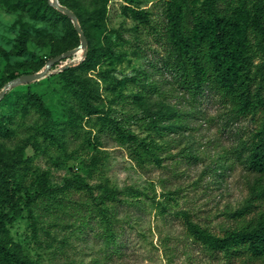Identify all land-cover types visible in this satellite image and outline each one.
Instances as JSON below:
<instances>
[{"label":"rangeland","instance_id":"rangeland-1","mask_svg":"<svg viewBox=\"0 0 264 264\" xmlns=\"http://www.w3.org/2000/svg\"><path fill=\"white\" fill-rule=\"evenodd\" d=\"M64 1L87 46L45 77L12 87L0 105V113H7L32 92L50 111V119L39 107L22 118L36 127L25 150L35 170L19 177L25 183L18 210L0 207L8 214L4 226L0 214V233L28 264H244L226 236L252 218L239 212L249 206L259 178L250 167L249 141L261 120L236 117L215 90L188 92L169 58L170 6L185 29L196 32L192 12L204 0ZM35 2L49 12L46 0ZM253 5L232 0L222 14L252 69L264 72ZM33 14L17 0H0V92L82 42L69 16L45 21ZM44 124L46 133L38 131ZM69 180L87 184L95 196L137 192L127 197L132 206L122 207L117 227L116 206H99ZM43 187L53 193L29 202ZM46 202L65 219L47 215ZM81 205L94 215L106 213L107 227L119 229L118 241L100 239L94 221L83 225ZM29 207L38 215L34 222Z\"/></svg>","mask_w":264,"mask_h":264},{"label":"trees","instance_id":"trees-1","mask_svg":"<svg viewBox=\"0 0 264 264\" xmlns=\"http://www.w3.org/2000/svg\"><path fill=\"white\" fill-rule=\"evenodd\" d=\"M60 2L65 4L64 0ZM231 2L232 0H204L201 7L192 12L191 22L196 27V32L185 29L181 14L171 5L167 31L169 58L180 71L182 86L188 92L202 95L206 91L215 90L230 103L231 112L236 117L261 120L249 141L250 167L258 173L259 178L252 189L254 194L249 206L239 212V215H251L252 218L247 225L233 229L226 238L232 242L235 253L243 259L246 258L244 264H254L256 261L257 264H264V72L252 69L249 56L244 54L232 25L222 14L223 8ZM17 3L20 8L34 12L35 17L45 21H52L60 15L69 20L64 13L49 5L48 0L46 3L49 12L41 11L35 0H17ZM253 10L252 28L258 36V45L264 49V0H254ZM25 49L23 44V50ZM6 95L0 105L6 101ZM37 107L40 108L38 113L50 119V111L41 98L32 92L24 99H19L11 111L0 113V207L18 210L21 205V187L25 180L21 181L19 177L33 170V163L26 157L25 150L31 145L32 134L36 130L32 124H25L22 118L26 119L33 108L37 110ZM38 131L48 132L45 124L40 126ZM121 133L123 134L122 131ZM45 136L47 138V134ZM157 162L160 163L161 159H157ZM69 183L90 192L91 199L99 206L108 203L116 206L117 227L123 221L122 207L132 206L126 201L127 197L137 192L133 188L128 189L129 194L106 190L103 194L95 196L87 184L75 180H69ZM52 193V188L43 187L39 194L29 198V202L37 199L44 201ZM43 209L57 221L65 219L57 217L58 213L47 202ZM28 210L32 222L36 221L38 215L34 214L30 207ZM93 213V209L88 205L80 206L79 219L83 225L91 226L94 221L102 231L100 239L118 241L119 229L112 231L107 227L111 223L109 216L106 213ZM0 214L3 217L1 226H4L8 214L4 210H1ZM99 216L100 221H97ZM71 217L74 218V215ZM189 227L195 235L203 236L192 224ZM0 264H28L18 246L10 243L3 233H0Z\"/></svg>","mask_w":264,"mask_h":264},{"label":"water","instance_id":"water-1","mask_svg":"<svg viewBox=\"0 0 264 264\" xmlns=\"http://www.w3.org/2000/svg\"><path fill=\"white\" fill-rule=\"evenodd\" d=\"M50 3L53 7H55L57 10L61 11L62 13H64L65 15L69 16L75 26L76 31L78 32V34L80 35L82 42L79 46L75 47L74 49L65 51L64 53L55 56L54 58H52L50 60V62L47 64V66L40 72L35 73V74H27V75H23L20 77L15 78L14 80H12L8 85H6V87L0 92V101L5 97V95L7 94V92L14 86L19 85L20 83L24 82V81H35L38 79H41L43 77H45L49 70L53 67V65H55L56 63L62 61L64 58L70 57L73 54L79 52L81 49H84L87 46V38L85 35V32L83 31L81 24L79 22V19L77 18V16L74 14V12L66 7L63 6L59 0H50Z\"/></svg>","mask_w":264,"mask_h":264},{"label":"bare ground","instance_id":"bare-ground-1","mask_svg":"<svg viewBox=\"0 0 264 264\" xmlns=\"http://www.w3.org/2000/svg\"><path fill=\"white\" fill-rule=\"evenodd\" d=\"M81 50H83V49H81ZM80 52V51H79Z\"/></svg>","mask_w":264,"mask_h":264}]
</instances>
